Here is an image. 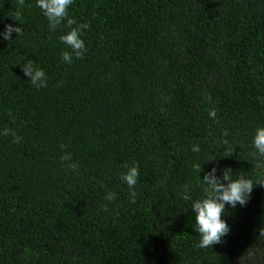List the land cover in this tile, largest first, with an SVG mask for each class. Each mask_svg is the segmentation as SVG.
Instances as JSON below:
<instances>
[{
	"label": "trees",
	"instance_id": "1",
	"mask_svg": "<svg viewBox=\"0 0 264 264\" xmlns=\"http://www.w3.org/2000/svg\"><path fill=\"white\" fill-rule=\"evenodd\" d=\"M68 17L90 25L71 63L66 21L52 31L37 0H0V31L22 26L0 39V264H240L264 187L225 206L230 232L212 248L198 247L191 206L213 167L264 181V0H73ZM135 165L130 189L121 173Z\"/></svg>",
	"mask_w": 264,
	"mask_h": 264
},
{
	"label": "clouds",
	"instance_id": "2",
	"mask_svg": "<svg viewBox=\"0 0 264 264\" xmlns=\"http://www.w3.org/2000/svg\"><path fill=\"white\" fill-rule=\"evenodd\" d=\"M24 3L25 0H16L17 7H23ZM72 3L73 0H37V7L41 9L49 21L50 30L54 31L66 21L65 26L69 31L60 37L61 42L71 49V51L61 53L62 59L66 63L72 62L73 55L78 59L83 58L87 49L81 36L83 30L90 27L87 23H77L75 19L68 17V8ZM15 15L18 20L20 15L19 11ZM13 33L16 36L20 35L22 33V26L20 24L19 26L6 24L4 29L0 31V39L12 41ZM20 66L24 75L29 78L33 86L37 88L47 86L46 75L42 69L34 67L31 61L23 63ZM210 116L214 118L215 112H211ZM3 135H11L14 143H19L21 140L11 129H5ZM253 144L259 156L264 157V126L255 129ZM193 151L198 152L199 147H194ZM70 158L71 154L68 153L62 156L61 160L67 161ZM68 167L74 169L76 165L69 164ZM125 167L126 171L121 173V179L130 189H134L139 176L138 165ZM196 167L200 174L203 168L199 165ZM216 172L217 169L213 167L211 170L205 172L203 179L200 178L202 184L206 186L204 196L201 199L193 201L191 206V210L195 214V231L198 232L201 238L198 244L200 248H212L213 245L220 244L222 238L229 234L230 227L222 219V216L225 214L226 205H230L232 208H236L238 204L245 206L250 199L254 187L258 184L264 187V181L254 185L250 179L244 176L233 179L231 169L223 170L220 176H217ZM190 188V184L184 185L183 199H191ZM132 195L135 197V191L132 192ZM106 198L112 201L115 198V194H110ZM132 202L135 203V199ZM105 210H107V206H105ZM257 241L258 244L250 247L240 257V264L241 262L243 264H264V248L259 247L260 244H264V227L260 228Z\"/></svg>",
	"mask_w": 264,
	"mask_h": 264
},
{
	"label": "rangeland",
	"instance_id": "3",
	"mask_svg": "<svg viewBox=\"0 0 264 264\" xmlns=\"http://www.w3.org/2000/svg\"><path fill=\"white\" fill-rule=\"evenodd\" d=\"M264 246V245H263Z\"/></svg>",
	"mask_w": 264,
	"mask_h": 264
}]
</instances>
